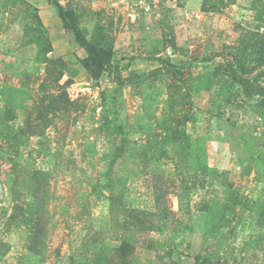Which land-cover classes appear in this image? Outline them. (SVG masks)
Wrapping results in <instances>:
<instances>
[{
  "label": "rangeland",
  "instance_id": "1",
  "mask_svg": "<svg viewBox=\"0 0 264 264\" xmlns=\"http://www.w3.org/2000/svg\"><path fill=\"white\" fill-rule=\"evenodd\" d=\"M127 263L264 264V0H0V264Z\"/></svg>",
  "mask_w": 264,
  "mask_h": 264
},
{
  "label": "trees",
  "instance_id": "2",
  "mask_svg": "<svg viewBox=\"0 0 264 264\" xmlns=\"http://www.w3.org/2000/svg\"><path fill=\"white\" fill-rule=\"evenodd\" d=\"M57 6L60 8V15L64 18V16H63L64 15L63 14V8L61 6H59V4ZM76 40H77L78 43H80L81 45H83V46H85L87 48L86 50L89 53V56H92V54H93V57H95L94 51L91 50L90 48H88L86 46V44L82 41V39L79 36H77V35H76ZM234 197H237L236 193H234ZM230 210L233 211V208H230ZM231 211H229V212H231ZM39 232H40V230H39ZM32 240H33V243L30 244L29 249H30V251L34 252L35 247H37V244H39L41 242V234L33 236ZM127 264H129V263H127Z\"/></svg>",
  "mask_w": 264,
  "mask_h": 264
}]
</instances>
